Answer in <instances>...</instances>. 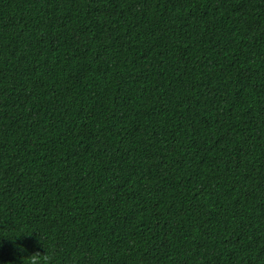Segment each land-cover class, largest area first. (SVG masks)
Instances as JSON below:
<instances>
[{
  "label": "trees",
  "instance_id": "1",
  "mask_svg": "<svg viewBox=\"0 0 264 264\" xmlns=\"http://www.w3.org/2000/svg\"><path fill=\"white\" fill-rule=\"evenodd\" d=\"M264 264V0H0V264Z\"/></svg>",
  "mask_w": 264,
  "mask_h": 264
},
{
  "label": "clouds",
  "instance_id": "2",
  "mask_svg": "<svg viewBox=\"0 0 264 264\" xmlns=\"http://www.w3.org/2000/svg\"><path fill=\"white\" fill-rule=\"evenodd\" d=\"M30 264H41V258L39 256H33Z\"/></svg>",
  "mask_w": 264,
  "mask_h": 264
}]
</instances>
